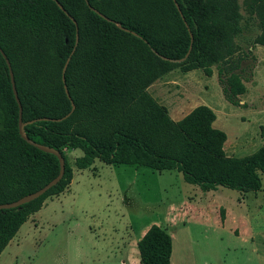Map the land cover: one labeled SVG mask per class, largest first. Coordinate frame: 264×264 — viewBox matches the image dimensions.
<instances>
[{"label": "trees", "instance_id": "1", "mask_svg": "<svg viewBox=\"0 0 264 264\" xmlns=\"http://www.w3.org/2000/svg\"><path fill=\"white\" fill-rule=\"evenodd\" d=\"M237 1L0 0V52L12 73L23 134L57 151L64 161L55 186L35 200L0 210V253L44 200L70 183L65 149L81 152L73 161L77 170L98 160L175 171L201 192L216 187L243 194L260 190L264 124L258 149L228 157L226 136L213 128L211 109L198 105L173 121L146 92L173 69L200 70L210 77L214 68L223 99L238 106L237 98L245 92L238 73L246 58L240 40L248 27ZM242 4L257 18L258 33L246 46L264 47V0ZM0 123V204H6L43 187L58 174L59 165L55 156L18 135V107L1 54ZM219 219L223 221L222 213ZM136 251L139 264H170L171 238L152 224L136 242Z\"/></svg>", "mask_w": 264, "mask_h": 264}, {"label": "rangeland", "instance_id": "2", "mask_svg": "<svg viewBox=\"0 0 264 264\" xmlns=\"http://www.w3.org/2000/svg\"><path fill=\"white\" fill-rule=\"evenodd\" d=\"M237 3L248 27L240 40L245 92L238 106L223 99L214 68L210 77L176 68L147 88L173 121L198 103L210 106L212 126L225 134L223 151L232 158L260 147L264 124V47L246 46L258 33L257 18ZM63 156L72 172L69 190L19 227L0 264H139L136 242L152 224L171 234L170 264H264V175L257 193L201 192L175 171L98 160L77 171L73 161L81 152L65 149Z\"/></svg>", "mask_w": 264, "mask_h": 264}, {"label": "water", "instance_id": "3", "mask_svg": "<svg viewBox=\"0 0 264 264\" xmlns=\"http://www.w3.org/2000/svg\"><path fill=\"white\" fill-rule=\"evenodd\" d=\"M174 1V0H173ZM56 5L60 8V6L56 3ZM174 6L175 8L178 10V6L177 4L174 2ZM92 11L96 12L95 10H93L92 8H90ZM76 43V42H75ZM1 56L3 57V59L5 60V63L8 67V73H9V80H10V85H11V90H12V94H13V97L15 99V102L17 104V107H18V123H17V132H18V135L29 145L35 147L36 149L44 152V153H48V154H51L53 156L56 157L57 161H58V165H59V170H58V174L51 180L49 181L47 184H45L43 187H41L40 189H38L37 191L33 192V193H30L28 195H25L21 198H19L18 200L16 201H13V202H10V203H6V204H0V210H8V209H13V208H16L24 203H27V202H30L32 200H35L37 198H39L41 195H43L47 190H49L51 187L55 186L58 181L61 179L62 175H63V171H64V161H63V158L61 156V154H59L57 151L53 150V149H50V148H47L45 146H42V145H39V144H35L33 143L32 141L28 140L27 138H25L24 134H23V123L21 122V119H20V115H21V110H20V105H19V102H18V99H17V96H16V91H15V87H14V82H13V77H12V73L9 69V64L7 62V60L5 59L4 55L0 52ZM186 57V56H185ZM184 59V58H183ZM182 59V60H183ZM67 62H68V59L65 61L64 65H63V68H62V75L65 71V68H66V65H67ZM62 82H64V79H63V76H62ZM63 89H64V93L66 94V96H68L67 94V90L65 88V86L63 85ZM73 110V105L71 104V109H70V112ZM69 112V113H70ZM68 113V114H69ZM65 115V117L68 116Z\"/></svg>", "mask_w": 264, "mask_h": 264}, {"label": "crops", "instance_id": "4", "mask_svg": "<svg viewBox=\"0 0 264 264\" xmlns=\"http://www.w3.org/2000/svg\"><path fill=\"white\" fill-rule=\"evenodd\" d=\"M193 71H194V70H193ZM190 72H191V71H190ZM157 80H158V79H157ZM155 81H156V80H155ZM155 81H154V82H155ZM150 85H151V84H150ZM150 85H149V86H150ZM149 86H148V87H149ZM148 87H147V88H148ZM147 88H146V92H147V90H148ZM193 101H196V100H193ZM200 104H204V102H202V103H198L197 105H200ZM207 106H208V105H207ZM195 107H196V105H195ZM209 107H210V106H208V108H209ZM193 108H194V107H193ZM193 108H192V109H193ZM192 109H191V110H192ZM191 110H190V111H191ZM190 111H189V112H190ZM189 112H187V113H189ZM167 113H168V112H167ZM187 113H186V114H187ZM186 114H185V115H186ZM168 115H169V117H170V119H171L172 116H171L170 114H168ZM185 115H184V116H185ZM178 119H179V118H178ZM178 119L175 118L174 120L177 121ZM214 122H215V121H214ZM0 127H1V123H0ZM224 153H225V152H224ZM90 167H91V166H90ZM76 170H77V169H76ZM77 171H81V170H77ZM260 175H261V174H259V176H260ZM71 180H72V177H71ZM71 180H70V182H71ZM70 184H71V183H69V184L64 188V190H63L61 193H59L58 195H56V196H51V199H48V200H47V198H46V199L44 200V202H43L41 208H40L37 212H35V213H33V214H37V213L41 212V211L46 207V203H47L48 201H51L52 199H57V198L62 197L63 194L66 193V192L69 190ZM257 192H258V191H257ZM257 192H255V193H257ZM33 214H32V215H33ZM32 215H30L29 217H32ZM29 217H28V218H29ZM25 222H26V221H25ZM25 222H24V223H25ZM24 223H23V224H24ZM148 227H149V226H147L146 228H144V230L142 231V233H141L140 236L138 237V240H139V238L144 234V232L148 229ZM17 231H18V230H17ZM166 233H167V234L170 236V238H171V234H170L169 232H166ZM15 234H16V233H15ZM13 237H14V236H13ZM134 245H135V243H134ZM0 254H1V253H0Z\"/></svg>", "mask_w": 264, "mask_h": 264}]
</instances>
